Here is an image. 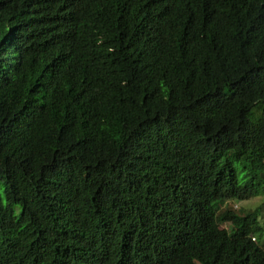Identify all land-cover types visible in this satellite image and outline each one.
<instances>
[{
    "label": "trees",
    "instance_id": "trees-1",
    "mask_svg": "<svg viewBox=\"0 0 264 264\" xmlns=\"http://www.w3.org/2000/svg\"><path fill=\"white\" fill-rule=\"evenodd\" d=\"M0 189V264H264V0H0Z\"/></svg>",
    "mask_w": 264,
    "mask_h": 264
},
{
    "label": "rangeland",
    "instance_id": "rangeland-1",
    "mask_svg": "<svg viewBox=\"0 0 264 264\" xmlns=\"http://www.w3.org/2000/svg\"><path fill=\"white\" fill-rule=\"evenodd\" d=\"M1 190V189H0ZM225 206H238V210L243 211H251L252 209H255L256 207L260 206V215H259V224L262 227V231L260 232V243L264 245V194H260L257 196L249 197L247 199H244L242 201H236V200H229V201H221L217 205V209H220ZM222 230H229L230 224L229 223H221L220 225Z\"/></svg>",
    "mask_w": 264,
    "mask_h": 264
},
{
    "label": "clouds",
    "instance_id": "clouds-1",
    "mask_svg": "<svg viewBox=\"0 0 264 264\" xmlns=\"http://www.w3.org/2000/svg\"><path fill=\"white\" fill-rule=\"evenodd\" d=\"M229 200H233V199H229ZM229 200H224V201L226 202V201H229ZM236 201L239 202V201H242V200H236ZM220 202H221V201H219L218 203H220ZM218 203H217V205H218ZM217 205H216V207H217ZM225 207H227V206H225ZM225 207H222V208H220V209H217V208H216V209H217V210H221V209H223V208H225ZM233 208L236 209V208H238V206H234ZM236 210H238V209H236ZM238 211H239V212H242L243 210H242V211H241V210H238ZM244 212H245V211H244ZM247 212H248V211H247ZM258 218H259V217H258ZM258 222H259V220H258ZM260 226H261V225H260ZM220 228H221V227H220ZM251 238H252L253 241H255V237H254V235H252Z\"/></svg>",
    "mask_w": 264,
    "mask_h": 264
}]
</instances>
